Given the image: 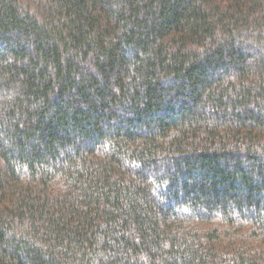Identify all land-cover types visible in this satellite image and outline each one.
Instances as JSON below:
<instances>
[{"label":"trees","instance_id":"obj_1","mask_svg":"<svg viewBox=\"0 0 264 264\" xmlns=\"http://www.w3.org/2000/svg\"><path fill=\"white\" fill-rule=\"evenodd\" d=\"M0 264H264V0H0Z\"/></svg>","mask_w":264,"mask_h":264}]
</instances>
